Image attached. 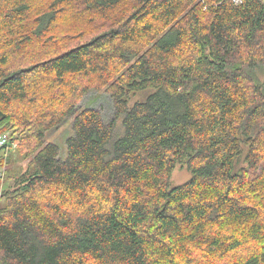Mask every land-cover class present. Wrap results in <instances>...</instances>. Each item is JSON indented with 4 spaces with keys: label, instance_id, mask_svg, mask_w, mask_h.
<instances>
[{
    "label": "trees",
    "instance_id": "16d2710c",
    "mask_svg": "<svg viewBox=\"0 0 264 264\" xmlns=\"http://www.w3.org/2000/svg\"><path fill=\"white\" fill-rule=\"evenodd\" d=\"M81 8L109 30L10 70L30 13L38 41ZM0 32V135L40 82L98 75L113 106L107 123L72 105L20 134L31 156L11 185L0 173V264H264V0H0ZM68 118L61 160L45 132ZM178 165L190 178L168 189Z\"/></svg>",
    "mask_w": 264,
    "mask_h": 264
},
{
    "label": "rangeland",
    "instance_id": "374dc122",
    "mask_svg": "<svg viewBox=\"0 0 264 264\" xmlns=\"http://www.w3.org/2000/svg\"><path fill=\"white\" fill-rule=\"evenodd\" d=\"M134 0H123V5L127 7L133 4ZM69 9V8H68ZM80 15L77 16L74 21L64 20L62 23L52 27L51 33L49 35H44L38 41L32 38L30 34L35 30V19L36 12L30 13L27 16V20L24 23V32L17 33V37L23 36L29 37V41L26 44L20 45L19 42L13 43V48H11L10 53H8L7 66L10 67L12 71H29L39 64H42L47 58L54 56L55 54L65 50L70 49L76 45L84 43L86 39L91 38L100 33H106L109 29L104 25L101 20L100 15L90 16L87 11H81ZM83 12H86L85 14ZM85 15L88 18L84 23H80ZM84 17V18H83ZM126 17L122 18L124 21ZM5 32H0V37L4 36ZM10 35L6 33L4 41L8 40ZM22 39V37H21ZM48 40V42H44ZM2 41L0 39V48L3 45L6 47L8 42ZM53 41V42H49ZM54 43V45L50 44ZM7 48V47H6ZM2 51L0 50V54ZM107 78V77H106ZM30 81V80H29ZM65 83V84H64ZM63 85H55L49 81L40 82L37 88V99L33 104V109H31L26 114L27 103L25 104H14L10 108V114L12 118L17 119L21 117L20 123L17 128H21L19 131L13 132V129L7 130L0 135H6L8 137V142L5 146L0 147V173L3 174L5 180V187L11 185L12 181L22 174L27 168L31 153L30 151H24L19 146L20 134L26 136V131L29 133L32 130H37L38 127L45 125V121L49 120L50 113L53 111L57 114V118L61 116L69 106L75 109H91L99 111L102 119L107 123L113 114L112 101L109 95L105 92V88L108 86H101L102 81L98 75H76L67 76L64 79ZM50 85V86H49ZM30 88L35 85L29 84ZM50 88H49V87ZM143 99V96H131L129 103H133L137 100ZM25 114V116L23 115ZM71 119L64 120L61 125L56 128L45 132V137L48 143H54L59 148V159H64L65 151V140L71 135ZM17 130V129H16ZM16 142V143H15ZM31 143H26L31 145L32 148L36 145L33 137L30 140ZM17 144V148H16ZM33 152V149H32ZM190 178V174L181 165H178L173 171L168 189L175 188Z\"/></svg>",
    "mask_w": 264,
    "mask_h": 264
},
{
    "label": "built area",
    "instance_id": "2783aa9c",
    "mask_svg": "<svg viewBox=\"0 0 264 264\" xmlns=\"http://www.w3.org/2000/svg\"><path fill=\"white\" fill-rule=\"evenodd\" d=\"M235 1H238V0H235ZM7 139H8V137L6 135L1 136V138H0V147H3V146H5L7 144V142H8Z\"/></svg>",
    "mask_w": 264,
    "mask_h": 264
}]
</instances>
